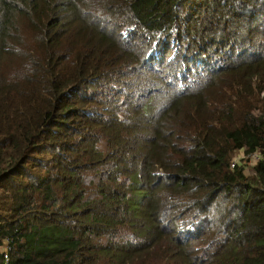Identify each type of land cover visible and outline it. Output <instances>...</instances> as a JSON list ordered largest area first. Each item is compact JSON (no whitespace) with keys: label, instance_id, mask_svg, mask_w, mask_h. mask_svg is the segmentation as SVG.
Returning <instances> with one entry per match:
<instances>
[{"label":"trees","instance_id":"obj_1","mask_svg":"<svg viewBox=\"0 0 264 264\" xmlns=\"http://www.w3.org/2000/svg\"><path fill=\"white\" fill-rule=\"evenodd\" d=\"M0 264H264V0H0Z\"/></svg>","mask_w":264,"mask_h":264},{"label":"rangeland","instance_id":"obj_2","mask_svg":"<svg viewBox=\"0 0 264 264\" xmlns=\"http://www.w3.org/2000/svg\"><path fill=\"white\" fill-rule=\"evenodd\" d=\"M243 150H238L236 152H234V154L231 157L230 162L240 154V152ZM244 156L241 158H237L235 160H237V163L239 162V164H236L238 166H242L244 168V173L246 175L250 174L252 172V168L254 167L255 163L258 161L255 158H253L252 155H246V153H242ZM252 157V158H251ZM256 161V162H255Z\"/></svg>","mask_w":264,"mask_h":264},{"label":"built area","instance_id":"obj_3","mask_svg":"<svg viewBox=\"0 0 264 264\" xmlns=\"http://www.w3.org/2000/svg\"><path fill=\"white\" fill-rule=\"evenodd\" d=\"M243 150V149H241ZM244 153V150L240 152V154L238 156H236L231 162H230V167L233 168L236 166V164H239V162L237 163V158H241L243 157L244 155L242 154ZM250 155L253 156V158H255L256 160H259L261 159L263 156L262 154L259 152V151H254L252 153H250ZM252 158V157H251ZM256 162V161H255ZM4 257L7 259L8 255H7V248H4Z\"/></svg>","mask_w":264,"mask_h":264}]
</instances>
